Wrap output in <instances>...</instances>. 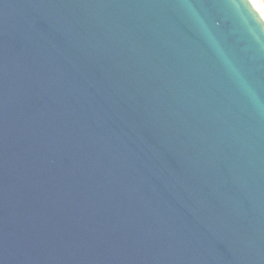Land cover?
<instances>
[{
	"label": "water",
	"instance_id": "obj_1",
	"mask_svg": "<svg viewBox=\"0 0 264 264\" xmlns=\"http://www.w3.org/2000/svg\"><path fill=\"white\" fill-rule=\"evenodd\" d=\"M0 264H264L248 0H0Z\"/></svg>",
	"mask_w": 264,
	"mask_h": 264
},
{
	"label": "built area",
	"instance_id": "obj_2",
	"mask_svg": "<svg viewBox=\"0 0 264 264\" xmlns=\"http://www.w3.org/2000/svg\"><path fill=\"white\" fill-rule=\"evenodd\" d=\"M264 21V0H248Z\"/></svg>",
	"mask_w": 264,
	"mask_h": 264
}]
</instances>
